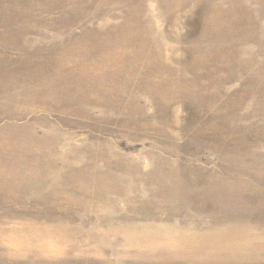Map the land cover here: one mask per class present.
<instances>
[{
    "label": "rangeland",
    "instance_id": "rangeland-1",
    "mask_svg": "<svg viewBox=\"0 0 264 264\" xmlns=\"http://www.w3.org/2000/svg\"><path fill=\"white\" fill-rule=\"evenodd\" d=\"M0 264H264V0H0Z\"/></svg>",
    "mask_w": 264,
    "mask_h": 264
},
{
    "label": "bare ground",
    "instance_id": "bare-ground-1",
    "mask_svg": "<svg viewBox=\"0 0 264 264\" xmlns=\"http://www.w3.org/2000/svg\"><path fill=\"white\" fill-rule=\"evenodd\" d=\"M117 47H118V46H117ZM120 49H121V48H120ZM120 49H119V50H120ZM126 50H127V49H126ZM128 50H129V49H128ZM124 52H125V51H124ZM140 55H141V54H140ZM131 57H132V56H131ZM121 59H123V57H120V58H119L118 56H117V57H114V56H113L112 61H117L118 64H121V63H122V62L120 61ZM127 59H130V57L127 58ZM132 59H133V58H132ZM137 59H138V58H137ZM138 60H139V59H138ZM112 61H111V62H112ZM134 61H135V60H134ZM111 62L105 64V66H107V65H109V64H112ZM103 66H104V65H103Z\"/></svg>",
    "mask_w": 264,
    "mask_h": 264
}]
</instances>
